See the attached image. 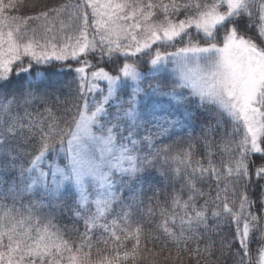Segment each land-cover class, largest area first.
I'll return each mask as SVG.
<instances>
[{"label": "snow or ice", "instance_id": "obj_1", "mask_svg": "<svg viewBox=\"0 0 264 264\" xmlns=\"http://www.w3.org/2000/svg\"><path fill=\"white\" fill-rule=\"evenodd\" d=\"M20 3L0 0V264H157L149 242L176 249L166 264H264V0H64L28 16ZM140 63L152 77L172 65L169 90L143 87ZM193 109L215 117L202 137ZM176 129L186 139L157 143ZM152 172L172 187L163 201L123 196ZM70 195L83 231L55 223Z\"/></svg>", "mask_w": 264, "mask_h": 264}, {"label": "trees", "instance_id": "obj_2", "mask_svg": "<svg viewBox=\"0 0 264 264\" xmlns=\"http://www.w3.org/2000/svg\"><path fill=\"white\" fill-rule=\"evenodd\" d=\"M63 2H64V0H21L20 7L13 14H17V15H21V16H28V15L34 14L36 11L43 10L45 7H52V6H55L56 4L63 3ZM37 5L39 7H36ZM93 62H95V60H93ZM104 66L114 70V66H111V65H104ZM37 67H39L41 72H46L48 75L52 76L54 79H58L61 82L72 81V79H73L71 73L62 75L59 72L58 66L57 67L37 66ZM13 79L14 80L16 79L15 76L13 77ZM22 82H23V77L20 80V83H22ZM146 83L147 82H143L142 86L147 87ZM74 88H75V85L73 83L71 85L70 89L69 88L62 89L63 95L61 96V99L66 98L67 100L71 101L72 90H74ZM34 107H36V106H34ZM31 110H32V108H29V111H31ZM192 111H193V117L195 119V122L199 128L198 137H202L205 135L204 129H207L209 127H213V128L216 127V121H215L214 116L210 117L207 115V113L203 112L202 110L193 109ZM21 114H22V112H21ZM228 128H230V126L225 124L222 127L218 128V130L209 133V137L215 138V140L217 142H219L221 139V135L224 133L225 129H228ZM35 143L36 142L34 140L30 141L28 144H25L24 147L27 151L34 152L35 151ZM253 159L255 160V164L251 166L250 171H254L255 167L262 163V161L256 157H253ZM14 175H15L14 173L5 175L4 176L5 181L10 183L11 180L13 179ZM178 186L179 185H177V187ZM203 187L205 188V190H207L208 185H203ZM171 191H172V187L167 186L164 189V191L159 195L161 201H163L164 195L171 193ZM256 195H259L258 189L256 191V194L253 196L254 199H255ZM185 198H186V195H185ZM74 199H75V196L70 195L69 197H66L64 200L61 201V207L57 208V210H56L55 223L60 225L62 228H67L69 231L73 227L79 228L80 231H83V225L80 223H77L74 220V217H73L72 212L70 210L71 208L75 207V204L73 203ZM155 219H156V222H158V218H155ZM209 226L215 227L214 222L210 220ZM150 228L155 235H159V233L155 232V226L154 225H151ZM224 230L227 233L228 238H231L233 235L232 231L228 230L226 227ZM73 238H75V237L73 236ZM161 241H163V237H161ZM201 247H203V244H201ZM251 247L253 249V254H255V249H256L257 245L253 244ZM148 248L153 249L157 253H160V256L157 258V264H166L163 257L165 255H167L169 251L173 254V256L175 255V252H176V249L171 245H169L167 248L162 249L160 242H149ZM235 248H236V245H233V250H235ZM181 258H182L183 264H195L194 261L188 259L187 253H182ZM152 259L153 258L151 256H149L147 259L138 262V264H150V261ZM213 259L216 261V264H233V258H232V255L230 252H225L223 255H221L220 252L217 251L215 253ZM168 264H171V262H168ZM176 264H180V262L177 261Z\"/></svg>", "mask_w": 264, "mask_h": 264}, {"label": "rangeland", "instance_id": "obj_3", "mask_svg": "<svg viewBox=\"0 0 264 264\" xmlns=\"http://www.w3.org/2000/svg\"><path fill=\"white\" fill-rule=\"evenodd\" d=\"M161 50H164V49L162 48ZM170 50H172V49H169V51ZM139 67H140V70L142 72H145L150 77L149 79H146L144 81V82H147L146 85H148L149 83H152V84L159 83L161 85L162 91L166 92L169 90V88L172 85L173 79H174V76L171 72L172 65H169L167 71L159 73L154 77H152L151 74L149 73V66L147 64L140 63ZM106 68H108V67H106ZM34 70L40 71L39 67H37V66H35ZM108 70L113 71V73H114L113 69L108 68ZM185 91H187V90H185ZM153 100L158 101L157 107H160L162 109H168L169 108V98L168 97H157V98H153ZM190 128L192 129L193 136L198 137L199 128L195 122L194 117H193V120L190 124ZM175 131H176L175 135H171L170 138L162 137L161 140L157 141V143L159 144L162 141L164 144H172L173 141H175L177 139H180V138L186 139V133L180 132L179 129H176ZM49 159H52V158L50 157ZM59 163L61 164V166H63L66 163V161L64 159L60 158ZM166 187L167 186H165V184L161 182V178L159 176H157L155 172H152V174L150 176H146L144 181H143V193L142 194L141 193H135V192L130 193L127 188H125L123 190L122 194L125 198L129 197L130 195H140L141 198L145 201V204H147L150 201H154V199H155L154 193H155L157 188L160 189V192H159V195H160Z\"/></svg>", "mask_w": 264, "mask_h": 264}]
</instances>
